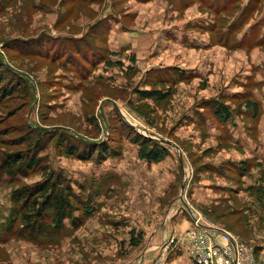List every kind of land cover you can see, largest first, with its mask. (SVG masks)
Here are the masks:
<instances>
[{
	"label": "rangeland",
	"instance_id": "rangeland-1",
	"mask_svg": "<svg viewBox=\"0 0 264 264\" xmlns=\"http://www.w3.org/2000/svg\"><path fill=\"white\" fill-rule=\"evenodd\" d=\"M241 5L236 0L218 10L212 0H0V56L23 83L0 106V163L6 153L24 151L26 143L18 141L35 128L51 139L41 154L50 166L76 191L77 183L100 191L96 213L77 230L52 241L0 244V264H139L151 211L165 206L162 214L173 213L185 204L250 246L264 264V111L255 115L248 105L257 90L264 104V84L254 85V78H264V45L223 46L234 41L232 22L240 25ZM258 9L264 11V0ZM40 43L50 52L24 50ZM53 43L67 52L55 55ZM78 46L88 52L97 47L111 63L97 62L100 55L97 64L65 55ZM176 71L185 78L177 80ZM142 91L168 95L145 99ZM214 101L230 107L228 123L206 106ZM126 125L160 141L170 155L158 163L140 158ZM72 136L100 150L121 147L122 154L103 162L65 155L61 140ZM18 179L0 182V222L8 216L11 191L45 176L36 171ZM139 233L141 243L132 246Z\"/></svg>",
	"mask_w": 264,
	"mask_h": 264
},
{
	"label": "trees",
	"instance_id": "trees-1",
	"mask_svg": "<svg viewBox=\"0 0 264 264\" xmlns=\"http://www.w3.org/2000/svg\"><path fill=\"white\" fill-rule=\"evenodd\" d=\"M221 1L223 0H215L212 4L217 5L216 7L220 10V8L226 7L230 2L236 0H225L222 3ZM259 3L260 0H249L248 5L241 10L243 14L241 22L245 16H249L256 11ZM234 22H232V30L239 29L240 25L235 26ZM103 29L105 28L103 27ZM251 39L257 41L258 37L254 34ZM47 40L50 41V39ZM47 43L48 41L45 44ZM258 43L264 44V38L258 40ZM41 44L38 48L27 47L24 50L34 55H43V52H50L47 48L42 47ZM51 46L56 48V50L53 49L57 53H54L55 55L67 52L62 47L63 45L53 43ZM47 47L50 48V45H47ZM75 49L71 52L68 51L65 55L68 58L72 56V59H79L77 56L80 55L85 59L86 63L90 64H97L101 60L111 63L102 56L104 54L97 47L94 48V52H88L84 47L80 46L75 47ZM98 55L102 57L95 62L93 59L97 58ZM173 76H176L177 80L185 78L184 72L180 71L174 72ZM21 80V76L16 73L11 74L8 71L0 56V106H3L20 92L23 85ZM167 80L163 81L161 79L163 82ZM167 95L168 92L142 91V96L145 99L164 100ZM253 99L254 101L248 103V105L254 109L256 115L261 106L254 96ZM206 106L220 123H228L233 117L230 107L225 102L214 101ZM126 127L128 129L123 128L124 134L139 146L140 158L145 159L148 163H158L170 155L169 149L162 146L159 143L160 141L140 134L129 125H126ZM72 137H63L61 140L60 146L64 149L65 155H74L83 160L95 158L97 162H103L106 158L122 154L121 147H113L110 151L101 147L100 150L95 142L87 141L79 136ZM50 140V137L43 135L42 131L30 128L18 141L26 143L25 150L6 153L1 160L0 182L8 179L9 182L7 183L11 184L17 182L20 177L23 178L22 180L28 178L31 173L36 171H41L45 179L33 184L19 185L11 191V207L8 216L0 222V244L7 243L13 239H23L35 243H40L42 240H57L64 236L69 229L77 230L84 224L86 219L97 211L95 199L99 196L100 191L98 188L90 186V190H88L87 186L77 183L80 190L76 191L74 182L62 171L50 166V163L46 162L44 156L41 155ZM242 167L245 169L244 166ZM142 238V234L139 233L137 236L134 234L131 237V245L139 246Z\"/></svg>",
	"mask_w": 264,
	"mask_h": 264
},
{
	"label": "crops",
	"instance_id": "crops-1",
	"mask_svg": "<svg viewBox=\"0 0 264 264\" xmlns=\"http://www.w3.org/2000/svg\"><path fill=\"white\" fill-rule=\"evenodd\" d=\"M202 1L207 0H200V2ZM213 1L215 2V0H212V2ZM248 3L249 0H242V6L244 8L248 5ZM258 12L259 9L250 16H245L239 26L240 28L236 30L237 32H235V41H233L230 45V48L227 44H223V46L231 50H236L244 48L252 49L264 45L258 43V40L264 38V11L260 12V14H258ZM239 16L242 19V12ZM253 33L257 35V41L251 39L254 35ZM250 72H252V69ZM245 76L254 78L251 73H248V75ZM254 80L257 87L264 84V78L259 80L254 78ZM261 93L262 90L254 91L253 96L260 103L262 111H264V104L258 98V95ZM158 207L159 209H156V213L152 214L151 211V215H149L151 218V224L143 229L144 238H147V241L145 247L143 248V252L141 253L142 258L140 259L139 264H154L159 257L162 264H191V261L185 251L178 250L176 252L173 249H165L169 237L172 235H178L194 227V217L190 212L189 207L185 204L182 208L178 207L173 213L167 210V212H164L163 214L161 211L165 208V206ZM185 208L189 209V212L187 211L188 214L184 213ZM194 215L200 216L199 211H196Z\"/></svg>",
	"mask_w": 264,
	"mask_h": 264
},
{
	"label": "built area",
	"instance_id": "built-area-1",
	"mask_svg": "<svg viewBox=\"0 0 264 264\" xmlns=\"http://www.w3.org/2000/svg\"><path fill=\"white\" fill-rule=\"evenodd\" d=\"M165 249L185 251L191 264H258L250 246L198 215L193 228L168 238ZM154 264H162L160 257Z\"/></svg>",
	"mask_w": 264,
	"mask_h": 264
},
{
	"label": "water",
	"instance_id": "water-1",
	"mask_svg": "<svg viewBox=\"0 0 264 264\" xmlns=\"http://www.w3.org/2000/svg\"><path fill=\"white\" fill-rule=\"evenodd\" d=\"M182 162L183 161H181V164H182ZM184 187H185V184L183 183V186H182V189L184 190ZM183 190H182V194H181V196H180V198L181 199H183ZM183 202H184V200H182ZM189 207V206H188ZM190 209V211H191V213L193 214L194 212L192 211V209L191 208H189Z\"/></svg>",
	"mask_w": 264,
	"mask_h": 264
}]
</instances>
